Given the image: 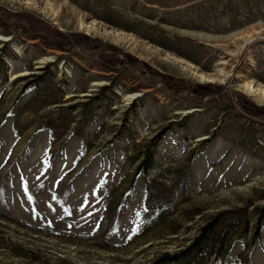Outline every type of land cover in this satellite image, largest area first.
I'll list each match as a JSON object with an SVG mask.
<instances>
[{
  "label": "rangeland",
  "instance_id": "rangeland-1",
  "mask_svg": "<svg viewBox=\"0 0 264 264\" xmlns=\"http://www.w3.org/2000/svg\"><path fill=\"white\" fill-rule=\"evenodd\" d=\"M0 23V264H264V0H0Z\"/></svg>",
  "mask_w": 264,
  "mask_h": 264
},
{
  "label": "bare ground",
  "instance_id": "bare-ground-1",
  "mask_svg": "<svg viewBox=\"0 0 264 264\" xmlns=\"http://www.w3.org/2000/svg\"><path fill=\"white\" fill-rule=\"evenodd\" d=\"M232 36H233V37H236V36H238V35H237V33H233ZM198 38H199L200 40L207 41V42H212V41H214L213 38L208 37V36H199ZM255 39H259V38H258V37L250 38V39L247 40V44L254 42ZM9 40H10V39L7 38V37L0 36V41H1V42H7V41H9ZM1 45H2V43H0V48H1ZM46 60H48V59H45V61L43 60L42 62H37V64L39 65L38 67L43 66V64L46 62ZM48 61H49V62H52L53 60H52V59H49ZM178 62H183V60H181V59L179 58ZM22 75H24V74H22ZM22 75H20V76H22ZM20 76H17V77H20ZM13 77L16 78L15 76H13ZM202 78H203L204 80H208V79H209V77H208L206 74H202ZM247 88L249 89V91H253V92L255 91V92H257V90H256L251 84H248V85H247ZM128 99L131 100L132 97L129 96Z\"/></svg>",
  "mask_w": 264,
  "mask_h": 264
},
{
  "label": "trees",
  "instance_id": "trees-1",
  "mask_svg": "<svg viewBox=\"0 0 264 264\" xmlns=\"http://www.w3.org/2000/svg\"><path fill=\"white\" fill-rule=\"evenodd\" d=\"M0 26L3 27V28H6V27H7L5 24H1V23H0ZM64 43H66L65 46L68 45V42H67V41H64ZM198 90H199V92H201V95H203V94H205V93L210 92L211 87H210V86H198V87L196 88L195 93H198ZM172 92H173V91H172ZM202 92H203V93H202Z\"/></svg>",
  "mask_w": 264,
  "mask_h": 264
}]
</instances>
